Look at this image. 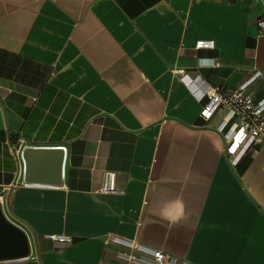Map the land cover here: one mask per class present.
<instances>
[{"label": "crops", "instance_id": "1", "mask_svg": "<svg viewBox=\"0 0 264 264\" xmlns=\"http://www.w3.org/2000/svg\"><path fill=\"white\" fill-rule=\"evenodd\" d=\"M263 11L257 0H0V202L31 248L0 264H138L125 254L153 249L179 264H264V153L233 165L231 122L203 120L206 97L181 79L248 83L262 99ZM25 146L65 149L61 185L24 181ZM54 163L34 176L54 177ZM108 171L121 192L101 191Z\"/></svg>", "mask_w": 264, "mask_h": 264}, {"label": "built area", "instance_id": "2", "mask_svg": "<svg viewBox=\"0 0 264 264\" xmlns=\"http://www.w3.org/2000/svg\"><path fill=\"white\" fill-rule=\"evenodd\" d=\"M263 3L264 0H257ZM259 33L264 36V11L257 19ZM214 41L200 40L196 48H213ZM181 79L199 99L206 97L199 116L205 120H211L216 114L223 115L224 123L231 122L230 130L226 135L225 153L231 157L232 164L238 165L247 154L255 156L259 152L264 153V97L257 99L249 90V84L245 83L238 88L214 86L206 82L199 75L190 77L181 71ZM260 77L264 75L259 74ZM102 192L119 193L116 186L115 172L108 171L104 174ZM47 238L54 242H71V237L66 234L50 233ZM130 247L139 249L134 241H130ZM128 261L138 264H179L175 256L161 249H153L149 260H142L132 254H125Z\"/></svg>", "mask_w": 264, "mask_h": 264}, {"label": "water", "instance_id": "3", "mask_svg": "<svg viewBox=\"0 0 264 264\" xmlns=\"http://www.w3.org/2000/svg\"><path fill=\"white\" fill-rule=\"evenodd\" d=\"M21 153L25 162V182H31L33 180H50L53 181L55 185H61L63 183L64 148L25 146ZM50 156L53 157L55 161L54 170L56 173H53L54 177L51 178L46 175L48 172L46 173L45 171H42L41 174H35L34 176V168L39 165L41 161H48ZM30 252V241L27 233L6 217L2 208V203L0 202V261L26 259L30 256Z\"/></svg>", "mask_w": 264, "mask_h": 264}]
</instances>
